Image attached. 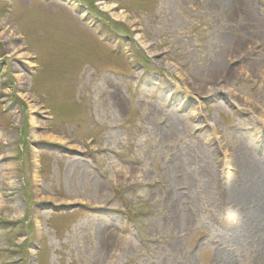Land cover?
Wrapping results in <instances>:
<instances>
[{
  "label": "rangeland",
  "instance_id": "obj_1",
  "mask_svg": "<svg viewBox=\"0 0 264 264\" xmlns=\"http://www.w3.org/2000/svg\"><path fill=\"white\" fill-rule=\"evenodd\" d=\"M263 123L264 0H0V264H264Z\"/></svg>",
  "mask_w": 264,
  "mask_h": 264
},
{
  "label": "bare ground",
  "instance_id": "obj_2",
  "mask_svg": "<svg viewBox=\"0 0 264 264\" xmlns=\"http://www.w3.org/2000/svg\"><path fill=\"white\" fill-rule=\"evenodd\" d=\"M235 49V52H238L239 49ZM222 67L223 63L218 62L217 74L223 70ZM108 89H112L110 96L115 100V104L120 106L122 98L119 89L114 84L108 85ZM260 97V95L257 96V98ZM261 127L264 129V123ZM258 142L264 145L262 137L258 139ZM262 155L261 157L253 153L247 145L240 146L235 152L225 155L228 158L226 167L229 169L231 179L225 177V172L221 175L211 174L208 177L207 188L218 191L219 200L225 203L233 212L232 215L244 225V231L249 225L248 229L259 233L264 232V150ZM97 193L100 194L99 189ZM214 200L217 201L216 198ZM182 216L187 217L185 214Z\"/></svg>",
  "mask_w": 264,
  "mask_h": 264
}]
</instances>
